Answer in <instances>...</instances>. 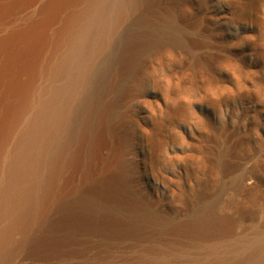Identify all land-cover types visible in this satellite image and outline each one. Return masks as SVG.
Listing matches in <instances>:
<instances>
[{"label": "bare ground", "instance_id": "obj_1", "mask_svg": "<svg viewBox=\"0 0 264 264\" xmlns=\"http://www.w3.org/2000/svg\"><path fill=\"white\" fill-rule=\"evenodd\" d=\"M183 7L0 0V264H264V219L244 230L206 197L173 216L131 174L113 173L112 121L134 95L132 79L143 72L158 87L150 52L180 49L196 69L174 93L220 91L212 69L222 57L202 49L208 41ZM214 141L219 166L227 151Z\"/></svg>", "mask_w": 264, "mask_h": 264}, {"label": "rangeland", "instance_id": "obj_2", "mask_svg": "<svg viewBox=\"0 0 264 264\" xmlns=\"http://www.w3.org/2000/svg\"><path fill=\"white\" fill-rule=\"evenodd\" d=\"M181 1L187 13L178 10L179 16L199 21L195 27L208 41L202 49L222 57L212 69L222 83L220 91L205 95L207 101L197 94L174 93V82L193 80L196 69L180 49L150 52L147 59L156 68L152 79L159 78L158 87L143 72L132 79L134 95L112 121L120 140L114 144L119 162L113 173L131 174L140 191L170 215L180 216L189 201L212 198L213 207L228 220L249 230L264 219V0ZM165 74L170 85L162 79ZM150 101L160 107L150 108ZM145 128L151 141L141 131ZM214 140L224 141L227 151L219 166L209 156ZM224 228H217L218 234Z\"/></svg>", "mask_w": 264, "mask_h": 264}, {"label": "clouds", "instance_id": "obj_3", "mask_svg": "<svg viewBox=\"0 0 264 264\" xmlns=\"http://www.w3.org/2000/svg\"><path fill=\"white\" fill-rule=\"evenodd\" d=\"M166 55L170 58V59H175L174 53H172L171 51H168L166 53ZM162 79H164L169 85L171 84V78L165 74Z\"/></svg>", "mask_w": 264, "mask_h": 264}]
</instances>
